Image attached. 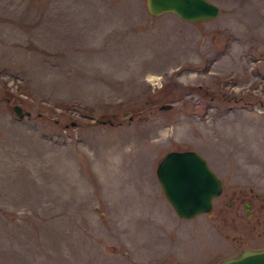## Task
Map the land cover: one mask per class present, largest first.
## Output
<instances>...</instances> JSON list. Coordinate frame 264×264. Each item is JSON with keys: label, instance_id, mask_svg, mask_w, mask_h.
I'll return each mask as SVG.
<instances>
[{"label": "rangeland", "instance_id": "1", "mask_svg": "<svg viewBox=\"0 0 264 264\" xmlns=\"http://www.w3.org/2000/svg\"><path fill=\"white\" fill-rule=\"evenodd\" d=\"M211 1L218 16L191 22L145 0H0V264H211L264 245V0ZM172 149L221 178L209 211L180 217L163 194Z\"/></svg>", "mask_w": 264, "mask_h": 264}, {"label": "water", "instance_id": "2", "mask_svg": "<svg viewBox=\"0 0 264 264\" xmlns=\"http://www.w3.org/2000/svg\"><path fill=\"white\" fill-rule=\"evenodd\" d=\"M152 15L172 12L186 21H205L220 13V6L211 0H145ZM170 103L161 108L170 107ZM15 114L29 115L19 104L13 105ZM74 124V123H72ZM156 176L162 191L177 215L191 218L211 209L212 200L220 194L222 183L206 158L193 149L167 151L156 166ZM245 210H248L245 207ZM172 264H192L175 260ZM212 264H264V245L243 247L237 253Z\"/></svg>", "mask_w": 264, "mask_h": 264}, {"label": "flooded vegetation", "instance_id": "3", "mask_svg": "<svg viewBox=\"0 0 264 264\" xmlns=\"http://www.w3.org/2000/svg\"><path fill=\"white\" fill-rule=\"evenodd\" d=\"M221 182H222V180H221ZM222 189H223V184H222ZM232 195H233L232 196V200H225V202L232 204L234 201H236L237 203H240L241 201H243V209H244V211L248 212V214L250 215L251 214L250 211L253 208V204H252L251 199L245 198V197H247V194L245 192H236V191H233ZM245 207H247L248 210H245Z\"/></svg>", "mask_w": 264, "mask_h": 264}]
</instances>
